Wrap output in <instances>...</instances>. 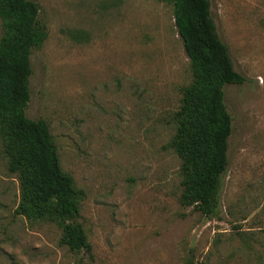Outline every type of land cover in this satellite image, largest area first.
<instances>
[{"label":"rangeland","instance_id":"374dc122","mask_svg":"<svg viewBox=\"0 0 264 264\" xmlns=\"http://www.w3.org/2000/svg\"><path fill=\"white\" fill-rule=\"evenodd\" d=\"M36 2L47 35L30 55L25 115L48 126L90 252L15 213L19 184L0 139V264H264V0H209L245 80L223 88L231 134L213 218L180 203V162L166 147L191 82L172 7Z\"/></svg>","mask_w":264,"mask_h":264},{"label":"trees","instance_id":"16d2710c","mask_svg":"<svg viewBox=\"0 0 264 264\" xmlns=\"http://www.w3.org/2000/svg\"><path fill=\"white\" fill-rule=\"evenodd\" d=\"M159 1L172 7L173 24L191 72V82L182 89L173 115L174 134L166 145L180 162L179 201L213 218L231 134L223 88L245 80L217 35L209 0ZM38 15L36 0H0V139L7 170L19 184L15 213L32 221L53 222L61 231V245L90 252L85 232L76 222L78 192L60 168L48 126L25 115L30 55L47 35Z\"/></svg>","mask_w":264,"mask_h":264}]
</instances>
